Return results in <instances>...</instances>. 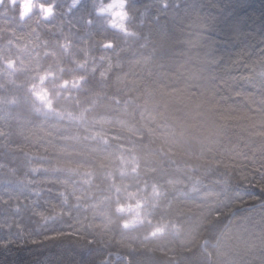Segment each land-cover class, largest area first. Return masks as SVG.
I'll return each instance as SVG.
<instances>
[{
  "label": "trees",
  "instance_id": "1",
  "mask_svg": "<svg viewBox=\"0 0 264 264\" xmlns=\"http://www.w3.org/2000/svg\"><path fill=\"white\" fill-rule=\"evenodd\" d=\"M137 1L0 0V264H264V0Z\"/></svg>",
  "mask_w": 264,
  "mask_h": 264
},
{
  "label": "bare ground",
  "instance_id": "2",
  "mask_svg": "<svg viewBox=\"0 0 264 264\" xmlns=\"http://www.w3.org/2000/svg\"><path fill=\"white\" fill-rule=\"evenodd\" d=\"M155 1H158V0H155ZM185 0H181V2H184ZM148 3H149V0H139V1H137L136 3H135V5H138V6H136V8L138 7V8H143V7H146V8H150V6L148 5ZM126 4H127V8H129V10H130V2H128V1H126ZM118 5H119V8L121 9L122 8V6H121V3H118ZM151 10V9H150ZM73 17H74V19L76 18V19H78L79 21H81V23H83L84 22V24H89V23H91V25H94V23H95V21L93 20V17L91 16V15H89V13H88V11H87V8L85 7V5H81L80 6V8H79V10H78V12H76L74 15H73ZM59 18V17H58ZM48 23H50L51 24V29L49 30V28H50V26L49 25H46L45 27H44V29H46V30H49L50 31V34H51V31H53L54 30V27H53V25H55L56 24V27H58L57 25H60L59 23H58V20H57V18H55V19H53L51 22H48ZM80 23V22H79ZM16 24L19 26V27H21L24 31H28V30H34V28H35V26H34V24L32 23V22H29V23H26V24H21V23H18V22H16ZM114 24V23H113ZM81 25V29H80V31L78 32V34H76V38H78L81 42H83V40H84V38L85 37H87V32H88V28H86V27H84L82 24H80ZM61 26H63V25H61ZM64 27V26H63ZM85 36V37H84ZM83 38V39H82ZM74 44V43H73ZM41 45H43V46H48V42H42V44ZM99 67V66H98ZM97 68V67H96ZM95 68V69H96ZM256 92H260V89L258 88V89H256ZM24 103H25V101L24 100H22L21 101V103H14L13 104V107H18V108H21V109H23L24 111H26V112H32L33 110H31V109H29V108H32L31 106H30V104H26V105H24ZM111 106V105H110ZM110 106H108V105H106V109L104 110V113H103V111H102V113L104 114V116H106L107 117V119L105 120L106 121V123H109V125H111V126H113V127H115L116 129L115 130H117V129H122V128H127L128 129V131L131 133H137V134H140V133H142V130H144V129H141L140 127L139 128H131V127H128L127 125V123H126V121H124V119H126V118H129V115L131 114V110L128 108V109H126V108H123V107H121V108H112V107H110ZM22 111V110H21ZM116 117V118H115ZM144 134H149V132H146V130H145V132H143ZM105 142V140L104 139H100V141H99V143H104ZM94 150H95V152H96V154L98 155V157H102V156H104L105 154H107L106 153V150L104 149V148H102L100 145H94ZM77 156H78V159H77V163H76V165H78V167L79 168H81V169H85L86 167H88V166H90L91 164L90 163H88V160H86L85 158H84V156H81V155H79V154H77V153H75ZM20 171V170H19ZM21 173H23V172H21L20 171V175H21ZM24 174V173H23ZM12 184H16L15 182H11ZM10 183V184H11ZM60 183H64V181H60ZM78 187V186H77ZM76 187V188H77ZM23 194H25L26 196H27V198H31L30 200H32V198L33 197H35L31 192H26V193H23ZM92 207L94 208H97V209H103L104 208V206L101 204V202H95V206H94V204L92 205ZM98 212H99V210H98Z\"/></svg>",
  "mask_w": 264,
  "mask_h": 264
},
{
  "label": "rangeland",
  "instance_id": "3",
  "mask_svg": "<svg viewBox=\"0 0 264 264\" xmlns=\"http://www.w3.org/2000/svg\"><path fill=\"white\" fill-rule=\"evenodd\" d=\"M104 9L108 13V15L111 16L113 23L114 22L116 23V20L122 16V11H120L119 5L116 2L110 3ZM5 185L6 186H4V188L0 187V191H1V195H3V199L5 200L4 202H7L6 203L7 205L10 203L9 196H10L11 193H13V195L15 197H16L17 193H19V196L21 197V199L23 200V203H25V205L27 207H30V205L35 204V201L30 200L31 198H27V196L25 194H23L21 192H17V188L14 185H12L10 187H8V185H10V184H5ZM93 204L95 206V203H93Z\"/></svg>",
  "mask_w": 264,
  "mask_h": 264
}]
</instances>
